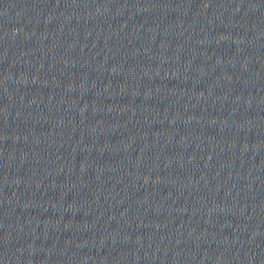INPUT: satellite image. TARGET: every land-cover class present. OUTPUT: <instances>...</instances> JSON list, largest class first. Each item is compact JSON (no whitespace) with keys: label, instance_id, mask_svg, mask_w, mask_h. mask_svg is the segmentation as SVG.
Here are the masks:
<instances>
[{"label":"water","instance_id":"obj_1","mask_svg":"<svg viewBox=\"0 0 264 264\" xmlns=\"http://www.w3.org/2000/svg\"><path fill=\"white\" fill-rule=\"evenodd\" d=\"M0 264H264V0H0Z\"/></svg>","mask_w":264,"mask_h":264}]
</instances>
